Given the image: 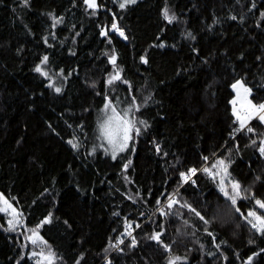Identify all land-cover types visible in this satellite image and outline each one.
<instances>
[{
	"label": "trees",
	"instance_id": "1",
	"mask_svg": "<svg viewBox=\"0 0 264 264\" xmlns=\"http://www.w3.org/2000/svg\"><path fill=\"white\" fill-rule=\"evenodd\" d=\"M96 5L0 0V192L25 222L0 211V264H38L42 247L53 264H264L245 215L264 217V122L237 131L231 103L239 80L264 103V0ZM110 101L134 123L115 159L97 131ZM219 160L235 205L204 171Z\"/></svg>",
	"mask_w": 264,
	"mask_h": 264
},
{
	"label": "snow or ice",
	"instance_id": "2",
	"mask_svg": "<svg viewBox=\"0 0 264 264\" xmlns=\"http://www.w3.org/2000/svg\"><path fill=\"white\" fill-rule=\"evenodd\" d=\"M25 2H27V0H25ZM84 2H85V4L88 5L89 8H96L97 7L96 0H84ZM135 2H136V0H124V2L120 4V7L124 8L127 4H134ZM164 17H165V19L168 20L169 23H171L172 20L175 19L174 16L169 17L167 9H165V11H164ZM233 19H235V17H233ZM112 28L114 30L119 31L116 24H113ZM120 35L123 36L122 31L120 32ZM47 59L48 58L45 56L43 62H46ZM115 60H116V58H115V56H113L111 58V62L113 64H115ZM35 71L38 73H41L42 75H45V76L47 75V73L42 72V70L39 66H37ZM119 79H120V75H119V73H116L109 80V84H111L113 81L119 80ZM231 87L237 91V99H239L241 101V107L243 109V114H241V112L238 111L237 108L235 107V105L237 104V99H234L231 101V103L233 104V115L236 117V120L239 121V123H240V128L237 129V131L244 129L246 126V122L248 120L252 119L253 116H256L261 122H264V103H261L259 105H255L250 100H248V94H250L251 89L245 87L241 81H237ZM241 89L243 90V93H244L243 96H241V92H240ZM56 91L59 92L60 89L56 88ZM110 103L111 102H109V104ZM107 106L108 105H106V107ZM112 111H113V113H115L114 108L112 109ZM140 123H144V122L140 121ZM133 128H134L133 121L126 120L123 117H120L118 115H114L112 117H109L108 120L101 125V135L107 139V142L110 145H112L113 159L116 158V151L117 150L118 151H124L127 148L129 140L132 139L130 133L133 131ZM135 131L137 133H139L138 128H136ZM247 131L252 132L253 129L249 127V128H247ZM69 143H72V142L69 141ZM253 143H255V141H253ZM72 146L76 147L75 144H73ZM259 151L262 155H264V141L261 142V146L259 147ZM205 159H207V158L205 157ZM129 163H131V162L129 161ZM217 164L224 166V171L225 172L227 171V166L225 165V162L223 160L217 161ZM125 167H127V165H125ZM213 167H216V165H213ZM204 171L207 172L209 170L204 169ZM195 172H196V169H194V168L189 170L190 174H195ZM181 178L184 181H187L190 179V175L185 174V173H181ZM223 184H224V182H223V180H221V185H220L221 192H223L224 195L229 200H231L232 204L235 205L236 204V197L240 195V184L238 182H232V192H233L232 195H230L228 193V191L224 188ZM2 199L3 198L0 197V200H2ZM157 203H159V201H157ZM174 203H176V201L170 200L168 203V207L171 208ZM3 204H4V207H0V211L9 212V210H10V214L12 215L13 218L8 221V224H9V228L14 230L15 224H18L20 222L16 218L19 214L16 213V210L14 208H12V205L9 204L7 200H3ZM256 204L259 205L260 208H264V202L257 200ZM192 211H195V210L192 209ZM237 211H239V209H237ZM196 215L199 216V213H196ZM248 215L253 217L255 220V222H253L252 220L248 221L250 224H252V227L257 229V231L264 232V217L257 216L255 212H249ZM201 219H203V217H201ZM44 222L47 223L48 220H45ZM129 235H130V233H129ZM35 236H36V233L33 230V237H35ZM33 237H29V239L31 240V242L33 244H35L36 239H34ZM151 238L154 240H159V234L154 235ZM134 244H135V241H133V245ZM45 259L49 260V264H51V257H45ZM177 259H179V258H177ZM170 264H175V261H170Z\"/></svg>",
	"mask_w": 264,
	"mask_h": 264
},
{
	"label": "rangeland",
	"instance_id": "3",
	"mask_svg": "<svg viewBox=\"0 0 264 264\" xmlns=\"http://www.w3.org/2000/svg\"><path fill=\"white\" fill-rule=\"evenodd\" d=\"M116 1L119 2L120 4L124 2V0H116ZM137 1L138 0H136V2ZM96 4H97V0H96ZM117 28L119 29V31L116 30L118 32V34L120 35V32L122 31L123 32V36H121V35L120 36L126 39V35H125L124 30L120 29L119 27H117ZM239 81H241L245 87L249 88L242 80H239ZM240 92H241V96H243L244 93H243L242 89L240 90ZM235 93H236L235 99H237V91L236 90H235ZM250 95H251V92H250V94H248V100L251 101ZM110 102H111L110 104L108 102V104H107L108 106L105 107V109L103 110V112L101 114V118L99 119V122H98V130L97 131H98L99 144H101L104 147V149L107 151V153L109 155H111V157H113L112 145H110L107 142V139L104 136L101 135V125L103 123H105L108 120L109 117H112L114 115H118L120 117H123L126 120H130L131 121V118H130L131 106H129L127 109H125V108L120 107L119 105H117L116 103H114L112 101H110ZM235 107L237 108L238 111L241 112V114H243V109L241 107V101L239 99H237V104L235 105ZM113 108L115 109V113H113V111H112ZM253 117H255V116H253ZM130 135L132 137V132L130 133ZM263 141H264V139H263ZM130 146H131V140H129L128 146H127V148L124 151H118V150L116 151V157L118 155L122 154L123 152L127 151L130 148ZM213 165H216V167H213L211 169L212 171L209 170L208 173L211 176L215 177L219 181V183L221 185V180H223V173L225 172L224 171V166L218 165L217 161ZM223 186L225 188L224 184H223ZM0 197L3 198L2 200H0V207H4L3 200H7L8 203L12 205V208H14L16 210V213L19 214L16 218L20 222L18 224H15V227L23 226L25 224V222H24V219H23V216H22L21 212L17 209V207L14 204H12L7 199V197L2 192H0ZM2 212L7 215L8 221L13 218L12 215L10 214V210H9V212H4V211H2ZM249 212H253V211H249ZM249 212H247L245 214L246 217L249 220H252L253 222H255L254 218L248 215ZM257 216H260V215H257ZM35 233H36V236L33 237V231H31L29 233V237H33L34 239H36V243H40L41 244L42 240H41L40 234L38 233V231H35ZM32 254L35 256L38 264H49V260L45 259V257H51V264H53V260H54L53 254L51 252H49L47 249H44L43 247H42L41 250L34 251Z\"/></svg>",
	"mask_w": 264,
	"mask_h": 264
},
{
	"label": "built area",
	"instance_id": "4",
	"mask_svg": "<svg viewBox=\"0 0 264 264\" xmlns=\"http://www.w3.org/2000/svg\"><path fill=\"white\" fill-rule=\"evenodd\" d=\"M194 175H195V174H194ZM194 175H193V176H194ZM193 176H190V179H189V180H191V179L193 178ZM170 200H176V196L173 195V196L170 198ZM159 210H160V213L165 214L164 206H161V207L159 208ZM122 244H123V241L121 242V241L119 240V241L117 242V244H116V248H115V250L120 251Z\"/></svg>",
	"mask_w": 264,
	"mask_h": 264
}]
</instances>
